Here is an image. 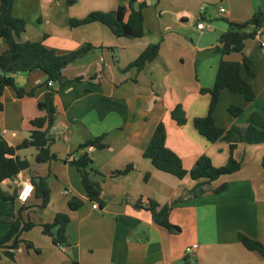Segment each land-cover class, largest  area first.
<instances>
[{"label":"crops","instance_id":"crops-1","mask_svg":"<svg viewBox=\"0 0 264 264\" xmlns=\"http://www.w3.org/2000/svg\"><path fill=\"white\" fill-rule=\"evenodd\" d=\"M90 1L93 3L86 5L82 16L64 6L61 7V18L53 17L50 12H37L40 23L45 21L53 27H61L72 42L54 46L46 40L50 37L47 30L31 33L25 28L20 37V42H43L57 53L73 51L89 43L93 49L63 70L68 82L54 99L56 119L49 132L52 139L49 148L58 161L36 164L33 148L17 152L30 164L28 170L18 174L22 181H30L32 175H53L47 207L38 210V201L33 196L24 204L9 200L18 193L19 187L13 180L0 183V237L8 229L6 223L14 221L18 210H21L23 219H30L36 225L21 238L40 253L26 250L21 244L13 252L12 260L2 258L0 264H264V256L248 251L238 240V235L242 234L264 246V143L238 144L233 157L241 162L240 169L212 182L209 190L198 198L188 197L196 181L188 176L179 180L157 171L143 157L155 127L161 122L166 131V147L180 157L185 170L192 169L202 155L207 156L215 167L227 162L228 144L205 140L195 130L193 120L207 113L210 97L200 91L214 85L221 60L217 51L218 38L227 30V21L246 22L257 10L264 11V0H191L188 7H177L174 13L179 25L177 28L183 29L194 21L196 25L208 23L212 29L210 38L189 47L183 44L178 34L168 35L167 26L159 30L155 24L150 31L164 34L157 57L139 72L131 68L120 75L114 74L102 51L95 50H100L102 45L111 49L119 45L117 37L109 29L92 23L78 27L86 28L78 32L72 31L77 28L69 26L70 19H81L93 11H115L119 4V0ZM145 1L144 24L149 18L147 9L150 6L149 0ZM74 3H67V6ZM219 9H224V13ZM166 23L163 22L164 25ZM93 34V42L85 38ZM168 38L171 41L165 49ZM153 43L145 36L126 39L121 43L127 51L126 58H112L117 70L122 71ZM5 48L0 40V54ZM243 54L252 61L256 70L254 78L247 77L244 71L241 73L255 98L247 102L242 95L223 89L213 113L219 128L236 126L244 129L247 117L254 112L264 118V47L257 40H248ZM226 59L237 62L241 55L232 54ZM102 71L105 80L102 79ZM15 79L25 92L33 91V96L18 98L15 91L7 87L0 97V135L12 147L28 138L29 122L42 115L37 103L47 92L44 87L46 76L41 71L17 74ZM141 102L142 107L139 106ZM176 106H181L185 112L186 123L182 127H178L170 117ZM229 106L241 107L242 113L233 117L228 112ZM101 135H105L104 141L109 148L103 151L87 148L85 151L94 168L105 176L101 184L102 208L88 201L77 170L62 162L79 145ZM129 165L132 170L128 174L110 177L112 172ZM145 175H148L146 180ZM224 184V191L213 192ZM71 196L83 201V206L74 212H69L67 207ZM148 199L160 206L174 204L169 221L179 228L178 233H169L152 221L149 211L134 207L139 201L144 206ZM180 199L184 201L177 202ZM93 204H97L98 209H93ZM61 212L69 213L70 218L66 226L70 246L66 249L55 246L49 237L42 234L40 227ZM193 246L196 248L187 252ZM184 257L187 259L185 262L182 261Z\"/></svg>","mask_w":264,"mask_h":264},{"label":"trees","instance_id":"trees-1","mask_svg":"<svg viewBox=\"0 0 264 264\" xmlns=\"http://www.w3.org/2000/svg\"><path fill=\"white\" fill-rule=\"evenodd\" d=\"M73 2L70 0L68 4ZM146 7L147 2L145 0H119L115 11L91 12L82 19H70L69 26L78 28L99 23L109 29L117 38L139 39L145 36L143 10ZM12 8L13 0H0V40L6 46L0 54V97L7 87L12 88L18 98L32 97L33 91L25 92L22 87L17 85L15 75L29 74L33 71H41L45 74L44 87H46L47 92L43 100L37 103V109L42 115L30 120L31 130L27 139L12 147L0 135V183L12 181L20 172L29 169V162L17 155L20 150L33 148L36 151L34 158L36 164L58 161L57 156L49 148L52 142L49 132L56 119L54 99L68 82L63 75V70L93 49L92 45L85 44L74 51L57 53L55 49L45 46L43 42H20V37L25 32L26 23L23 19L12 16ZM260 37L264 38V11L261 9L257 10L246 22L233 23L227 21V30L218 38L217 51L221 55V60L218 64L214 85L211 89L200 91L201 94H208L210 101L206 115L195 118L193 126L197 133L208 142L224 141L228 144L229 156L223 166H213L211 160L202 155L196 160L192 169L185 170L180 157L166 147V131L161 122L155 127L143 152V157L149 160L157 171L170 174L179 180L188 176L192 181H196L197 183L188 193L190 198L200 197L209 190L208 186L212 182L240 169L241 162L233 157V152L238 144L258 145L264 143V118L257 112L251 113L247 117V126L244 129L236 126L229 129L219 128L213 118L219 95L223 89L242 95L247 102L254 100L255 94L241 73L244 71L247 77L254 78L256 70L252 61L243 54V49L246 41L257 40ZM159 44L148 45L134 62L128 65L126 70L135 68L137 72L141 71L157 57ZM232 54H240L241 60L237 62L227 60L226 57ZM80 80L77 79V81ZM48 83H51L52 86H48ZM228 112L233 117H238L242 113V108L229 106ZM170 117L178 127H182L186 123L185 112L181 106H176L170 112ZM104 140L105 135L92 138L79 145L74 153L62 160L63 163L69 164L77 170L88 201L97 203L100 208L104 206L101 200V184L105 176L94 168L93 161L85 149L107 150L109 146ZM262 169L264 170V160L262 161ZM131 170L132 166L129 165L123 170L112 172L110 177L124 176ZM52 177L51 173L44 177L34 175L30 177V182L33 185L32 196L38 201L36 205L38 210L45 209L49 203ZM146 179H148V175H145L144 180ZM225 189L226 185L224 184L214 189L213 192L219 193ZM16 197L17 194L10 197L9 200L14 201ZM183 201L180 199L177 202ZM82 206V200L75 196L69 197L67 201L69 212H74ZM173 206L174 204L160 206L151 199L146 200L144 206L140 201L134 205L137 209L149 211L152 221L158 226L166 229L169 233H178L179 228L169 221V214ZM21 213L22 211L18 210L16 219L6 223L8 229L0 237V260L2 258L12 260L13 252L21 244L26 250L40 253L30 242L21 238L23 233L31 231L36 226L30 219L24 220ZM69 221V213H56L51 222L40 225L42 234L49 237L55 246L66 249L70 246V240L66 234V226ZM238 240L248 251L257 252L264 256V246L259 241L242 234L238 235ZM182 261H187L186 257Z\"/></svg>","mask_w":264,"mask_h":264},{"label":"rangeland","instance_id":"rangeland-1","mask_svg":"<svg viewBox=\"0 0 264 264\" xmlns=\"http://www.w3.org/2000/svg\"><path fill=\"white\" fill-rule=\"evenodd\" d=\"M70 0H58V1H53V0H13V8H12V16L15 18H20L25 20L26 23V29L27 31L34 33L38 30H47L49 32L50 37L46 38V40H49L54 46H62L68 42H72V38L68 35L67 37V31L62 30L61 27H53V24L48 25L45 21L40 23L37 20V12L40 10L45 11V12H50L53 17H58L61 18L63 17V11L61 10V7H66L70 8L71 11L74 12V14L82 16L84 14V10L86 5L89 3H93L90 0H74L75 3L71 5L70 7L67 6V3ZM191 0H159L156 2V0H149V8L147 9V13L149 15V18L146 20V23L144 24L145 28V37L149 38L153 44L156 43H161V40L164 38V34H155L150 31V28H152L155 24H158L159 30L161 28L166 27L167 29V34H178L181 37V40L183 44H188L189 47H192L193 44L198 42H204L206 39L210 38L211 31H208L206 33H199L196 30V23L190 22L185 25V28H177L178 23H177V17L175 16V10L177 7L182 6V7H188L189 3ZM93 12H98V11H93ZM210 16H212V13H209ZM85 17L87 15H84ZM160 17V18H159ZM84 18V17H83ZM82 19V18H81ZM166 21L167 25H164L163 22ZM215 21L211 23L213 25ZM86 28H77L72 31H84ZM108 33V32H107ZM94 34L91 36H85L87 40H91L93 42L94 40ZM114 38V37H113ZM116 39V38H114ZM126 39H118L119 45L117 47H105L102 45L100 50L97 48L95 49L96 51H102L103 56L106 59V63H109L113 67L114 74L120 75L126 72V68L128 65L122 70L118 71L115 64L112 61V58L115 56L116 59H118V56L120 58H126L127 51L121 46V43H124ZM128 40V39H127ZM133 40V39H132ZM166 41V46L165 49L168 47L167 44L169 41H171V38H168L165 40ZM88 43V42H86ZM72 44V43H70ZM85 44V43H84ZM92 44V43H89ZM113 53H111V51ZM74 51V50H73ZM135 60V59H134ZM134 62V61H132ZM131 64V63H130ZM131 69V68H130ZM129 70V69H128ZM136 71V70H135ZM137 73V72H136ZM25 73H22V75ZM109 75H111L108 72ZM106 76H104V71H102V79L105 80ZM134 82V79H132ZM139 106L142 107L144 106L143 103H139ZM54 181V180H52Z\"/></svg>","mask_w":264,"mask_h":264},{"label":"built area","instance_id":"built-area-1","mask_svg":"<svg viewBox=\"0 0 264 264\" xmlns=\"http://www.w3.org/2000/svg\"><path fill=\"white\" fill-rule=\"evenodd\" d=\"M219 12L224 13V9H219ZM196 30L200 33H203V32L211 31L212 29H211L210 24L199 22L196 25ZM257 41L259 42L260 46L264 47V38L263 37L258 38ZM100 61H102V60L100 59ZM48 86H52V84L48 83ZM13 182L19 187V191L17 193L16 201L21 203V204L26 203L32 196L33 185L31 184L30 181H22L18 175L13 179ZM92 208L98 209L97 204H93ZM195 248H196V246H193L190 249H187V252L190 253Z\"/></svg>","mask_w":264,"mask_h":264}]
</instances>
